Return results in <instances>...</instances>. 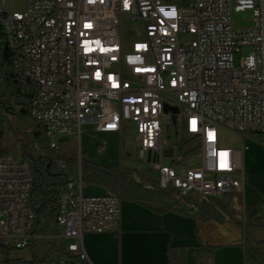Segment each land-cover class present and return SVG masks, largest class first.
Returning a JSON list of instances; mask_svg holds the SVG:
<instances>
[{"label": "built area", "instance_id": "2783aa9c", "mask_svg": "<svg viewBox=\"0 0 264 264\" xmlns=\"http://www.w3.org/2000/svg\"><path fill=\"white\" fill-rule=\"evenodd\" d=\"M243 11L252 12L245 29L234 24ZM125 16L140 24L139 39L126 47ZM0 28L12 74L37 90L31 117L52 150L80 140L85 125L120 139L135 133L160 188L190 207L192 195L223 200L243 192L246 144L264 146V0H28L24 12L0 0ZM170 123L172 142L164 137ZM224 133L239 148L222 146ZM189 139L200 147L199 166L182 163L180 144ZM107 148L98 142V152ZM77 169L58 162L66 184L56 239L67 255L50 264H89L83 235L120 230L121 198L85 196L81 162ZM34 181L28 162L0 152V244L7 249L40 239L30 207Z\"/></svg>", "mask_w": 264, "mask_h": 264}, {"label": "trees", "instance_id": "16d2710c", "mask_svg": "<svg viewBox=\"0 0 264 264\" xmlns=\"http://www.w3.org/2000/svg\"><path fill=\"white\" fill-rule=\"evenodd\" d=\"M12 56L7 48L4 34L0 28V152L9 154L3 147L6 127L11 119H32V102L37 95V90L30 82L12 74ZM34 121V120H33ZM35 122V121H34ZM36 123V122H35ZM39 132L35 134V142L40 149L39 156L24 155L23 161L28 162L34 171V185L30 197V207L35 214L34 234L38 236H50L49 253L45 259L38 256L29 261H20V264H45L49 259L58 254L67 255L64 245H59L58 238L61 234L57 222L58 198L66 184V178L58 170V162L65 160L69 166L75 163L71 158H65L61 151L52 150L45 139L44 129L38 124ZM182 163H189L199 156L200 147L194 140H183L180 144ZM82 179L85 186L98 187L106 192L117 195L123 201L132 202L158 213H173L188 215L185 204L179 200L173 191L162 190L159 184L148 178L137 181L133 174L114 167L81 161ZM230 196L223 200H201L195 204L197 215L195 219L201 223L215 222L224 224L227 219L234 220L231 210ZM259 204L245 209V221L234 220L235 224L245 233L251 230L264 229V219L260 216ZM257 246L264 250V240L258 241ZM31 245L29 246V248ZM10 252L11 249H8ZM169 264H186V249L179 247L168 248ZM257 253V264H264ZM196 264L212 263V249L200 245L194 251ZM0 264H10L6 260Z\"/></svg>", "mask_w": 264, "mask_h": 264}, {"label": "rangeland", "instance_id": "374dc122", "mask_svg": "<svg viewBox=\"0 0 264 264\" xmlns=\"http://www.w3.org/2000/svg\"><path fill=\"white\" fill-rule=\"evenodd\" d=\"M186 1V0H182ZM28 0H7V10L10 12H24L27 8ZM251 11H243L234 14V24L237 28L245 29L251 26ZM140 24L129 20L126 16L122 21V41L126 47L129 43L139 39L138 32ZM245 54L248 50L244 51ZM171 124V123H170ZM165 125L164 137L171 142L175 141V127L173 124ZM39 132L37 124L31 119H11V123L6 127L3 147L7 152L18 160H23L24 155L39 156L40 149L35 142V134ZM100 141H106L108 148L104 153L98 152L96 144ZM67 147L61 151L65 158H71L75 163L70 166L72 172L76 173L82 160L90 161L104 167L119 168L129 171L137 181L148 178L152 181H158V172L147 160L139 156V148L136 143L135 133H124L122 138L117 136H99L92 127H84L83 135L67 138ZM222 146H231L239 148L235 137L228 133L222 134ZM171 160L165 159V165H170ZM201 159L195 158L190 166H199ZM244 166L246 172V183L242 193L232 194L231 210L235 220L245 221V209L255 204L261 208L260 216L264 219V146L248 142L244 155ZM109 193V192H107ZM103 192L98 187L85 186L84 195L88 197L101 196ZM111 194V193H110ZM200 197L190 196L188 201L196 204ZM50 236H40L39 240H34L31 247L25 250L17 251L11 249L4 250L0 248V263L10 260V264H20V261L29 262L34 256L45 259L49 253L50 245L48 240ZM264 240V229L251 230L248 235V251L250 258L255 261L257 253L259 259L264 261V250L259 249L257 242ZM59 245L61 241L58 239ZM63 258L62 255H54L45 264H50L55 260Z\"/></svg>", "mask_w": 264, "mask_h": 264}, {"label": "crops", "instance_id": "0c3cea01", "mask_svg": "<svg viewBox=\"0 0 264 264\" xmlns=\"http://www.w3.org/2000/svg\"><path fill=\"white\" fill-rule=\"evenodd\" d=\"M84 127L95 130L93 125ZM95 133L108 136L96 130ZM109 136L119 138L118 135ZM101 191L102 195L107 193ZM183 203L188 209L186 216L158 214L147 207L122 200L121 225L117 234L83 235L89 264H169L167 252L170 246L185 248L186 264H196L194 251L200 245L212 249L210 264H257L248 251L249 233L245 234L235 224V219L228 218L224 224L201 223L195 219L196 208Z\"/></svg>", "mask_w": 264, "mask_h": 264}, {"label": "water", "instance_id": "95a60500", "mask_svg": "<svg viewBox=\"0 0 264 264\" xmlns=\"http://www.w3.org/2000/svg\"><path fill=\"white\" fill-rule=\"evenodd\" d=\"M168 111V110H167ZM176 112V111H175ZM166 155L167 156H171L172 155V151L171 150H167L166 151ZM0 248L4 249V250H8L6 247H4L3 245L0 244Z\"/></svg>", "mask_w": 264, "mask_h": 264}]
</instances>
